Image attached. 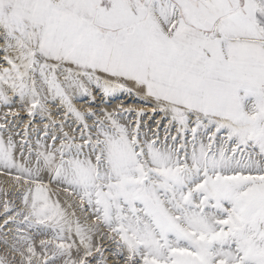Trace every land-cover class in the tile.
<instances>
[{
    "label": "snow or ice",
    "instance_id": "1",
    "mask_svg": "<svg viewBox=\"0 0 264 264\" xmlns=\"http://www.w3.org/2000/svg\"><path fill=\"white\" fill-rule=\"evenodd\" d=\"M0 53V264H264V0H0Z\"/></svg>",
    "mask_w": 264,
    "mask_h": 264
},
{
    "label": "rangeland",
    "instance_id": "2",
    "mask_svg": "<svg viewBox=\"0 0 264 264\" xmlns=\"http://www.w3.org/2000/svg\"><path fill=\"white\" fill-rule=\"evenodd\" d=\"M126 98H128V100H125L124 97H122L121 99L113 100L111 102V104H97V105H92V107H95V108L99 109L100 107H104L103 105H109V106H111V105H114V103L117 106L119 103H121V100H123L124 104L127 105V106L140 107L142 105V102L139 101L136 98H129V97H126ZM83 103H84L83 101H80V103L77 102V107L83 108V107H87L88 106L85 103L83 105ZM112 109H110V110H112ZM145 120L147 121V123H152L153 122L152 120L149 121V119L147 117H145ZM37 122L39 123V121H37ZM6 183H9L7 181V179L4 176H0V202H2L4 200H10V201L14 202V200H13L14 198H11V196L9 194L7 196H5L3 194L4 191H8L9 192V189L5 188ZM0 213H3L2 203H0ZM1 220H3V216L2 215H0V222H2ZM2 252H3V246L0 245V253H2Z\"/></svg>",
    "mask_w": 264,
    "mask_h": 264
},
{
    "label": "bare ground",
    "instance_id": "3",
    "mask_svg": "<svg viewBox=\"0 0 264 264\" xmlns=\"http://www.w3.org/2000/svg\"><path fill=\"white\" fill-rule=\"evenodd\" d=\"M3 55V53H0V56H2ZM124 99L125 100H128V98H126V97H124ZM134 100V99H133ZM78 103H80V102H78ZM83 105H84V103H83ZM82 106V105H81ZM104 107H108L109 108V110L110 109H112V108H115L116 107V104L114 103V105H111V106H109V105H103ZM127 106V105H126ZM140 106V105H139ZM83 107V106H82ZM84 108V107H83ZM150 121V120H149ZM5 188H7V189H9V195L11 196V198H14L13 200H14V202H15V204L16 205H19L20 204V201L17 199V193L15 192V191H11L10 190V185H9V183H6V185H5ZM2 221V220H1ZM34 231V230H33ZM41 238H44V237H41V236H37V243H39V239H41Z\"/></svg>",
    "mask_w": 264,
    "mask_h": 264
}]
</instances>
